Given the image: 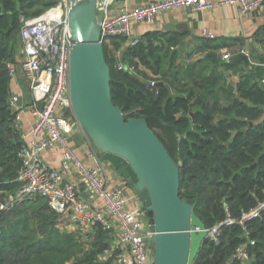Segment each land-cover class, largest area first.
Returning <instances> with one entry per match:
<instances>
[{
  "label": "trees",
  "instance_id": "1",
  "mask_svg": "<svg viewBox=\"0 0 264 264\" xmlns=\"http://www.w3.org/2000/svg\"><path fill=\"white\" fill-rule=\"evenodd\" d=\"M57 2L0 0V199L20 187L21 143L14 127L17 113L7 104L12 93L8 65L18 69L23 62V57L19 59L22 19L41 17ZM255 36L264 43V27ZM156 37L146 35L131 54L159 77L154 87L153 79L138 72L136 64L135 74L119 70L116 45L110 44L111 39L104 43L113 103L126 120L154 117L176 131L180 195L207 229L227 218V208L239 219L264 202V53L253 56L258 63L241 77L235 95L224 89L220 72L233 64L208 58L200 62L199 72L194 65L185 69L179 52H170L179 39H170L164 53V45L154 44ZM68 224L39 196L9 212L0 211V264H114L113 259L100 262L110 245L108 232L93 228L88 236L96 239L88 247V239L62 230ZM241 245L247 248L250 264H264V211L247 223L246 231L238 223L222 228L218 244L207 239L196 264H226Z\"/></svg>",
  "mask_w": 264,
  "mask_h": 264
},
{
  "label": "built area",
  "instance_id": "2",
  "mask_svg": "<svg viewBox=\"0 0 264 264\" xmlns=\"http://www.w3.org/2000/svg\"><path fill=\"white\" fill-rule=\"evenodd\" d=\"M61 3L41 17L24 20L21 29L23 62L20 71L30 87V110L34 125L29 132L20 126L21 96L11 93L7 100L10 110L16 112L15 130L20 136L18 156L21 160L17 181L18 191L8 195L0 204V211L18 206L37 196L47 200L50 208L77 226L101 228L111 237L109 247L102 258L113 259L114 264H154L153 238L150 224L144 227L142 221L148 219L144 207L129 211L128 199L121 190H111L104 178L105 162L97 153L90 157L94 167L85 166L69 145V138L75 126L66 115L71 108L70 99V57L74 46L68 14L73 0H60ZM115 0H98V23L101 29V42L113 38H123L129 47L140 44L132 32V22L153 25L158 16L173 10H187L201 13L215 7L236 6L241 14H253L264 6V0H157L133 9L121 8L115 14L111 9ZM60 10L57 16L50 13ZM203 38L214 40L215 35L208 30ZM225 60L229 56H224ZM11 81L16 80L18 69L8 65ZM119 70L135 74L136 67L119 62ZM154 87L156 82H151ZM42 105V109L39 107ZM76 123H79L76 120ZM80 126V125H79ZM81 127V126H80ZM62 149L60 168L46 163L44 154ZM75 174L78 181L67 180ZM85 186L100 201L96 206L80 193V185ZM213 228L207 229V238L219 243L221 230L225 226L242 225L257 219L264 211V202L255 209L244 212L239 219L231 216ZM254 243L252 242V245ZM250 256L245 245L239 246L235 255L226 264H250ZM196 264V260L192 263Z\"/></svg>",
  "mask_w": 264,
  "mask_h": 264
},
{
  "label": "water",
  "instance_id": "3",
  "mask_svg": "<svg viewBox=\"0 0 264 264\" xmlns=\"http://www.w3.org/2000/svg\"><path fill=\"white\" fill-rule=\"evenodd\" d=\"M73 3L68 20L74 41L69 78L74 116L103 161L130 184L146 209L154 233V264H192L208 239L207 228L180 195L178 135L154 117L126 120L111 95L98 0ZM249 51L231 62L248 67Z\"/></svg>",
  "mask_w": 264,
  "mask_h": 264
},
{
  "label": "crops",
  "instance_id": "4",
  "mask_svg": "<svg viewBox=\"0 0 264 264\" xmlns=\"http://www.w3.org/2000/svg\"><path fill=\"white\" fill-rule=\"evenodd\" d=\"M157 0H115L111 9V14H115L121 8L133 9L142 7ZM132 32L136 38L142 40L149 33L157 34L154 44L157 46L164 45V53L167 52L170 39H179L180 43L177 47L171 46L170 52L178 51L180 55L179 63L183 68L188 69L195 66L194 69L199 72L201 69L200 62L208 58H216L218 62L233 64L232 68H221L224 75L225 90H231L235 95L237 93V85L241 77L246 74L252 65H257L258 61L254 57L263 55L264 43L257 41L256 33L264 27V6L261 10L243 15L236 6L215 7L201 13H193L184 9L173 10L161 14L157 17L153 25L132 22ZM208 30L215 35L214 40L203 38L202 33ZM111 45H116L115 56L118 61L125 64H131L136 67L137 71L146 75L149 79L157 80L149 69L142 64H138L137 60L131 59L132 48L128 46L123 38H113ZM249 48V66L246 67L244 62H231L234 56L243 54ZM163 53V54H164ZM224 56H229L228 60ZM136 64V65H135ZM21 67V66H20ZM20 67H18V76L16 80L11 81V92L21 96L20 104V126L24 132H29L34 125V118L31 114L30 105V87L23 77ZM212 67V66H211ZM264 85V78L261 81ZM222 86V85H221ZM27 103V104H26ZM75 129L69 138V145L77 154L81 162L88 167H94L95 162L90 157L92 153L102 155L94 147L85 131L73 120H70ZM44 160L47 164L54 168H60L62 160V149L57 148L53 152H46ZM105 162V161H104ZM104 178L111 190H121L128 199L127 209L133 211L142 208V204L137 198V194L130 184L124 180L118 172L107 162H105ZM67 180L78 181V176L72 174ZM80 193L86 199H89L94 205L99 206L100 201L94 198L88 188L80 185ZM144 227L149 225V220L142 221ZM69 232L82 231L89 235L93 231L90 227L77 226L76 224H68L65 229Z\"/></svg>",
  "mask_w": 264,
  "mask_h": 264
},
{
  "label": "rangeland",
  "instance_id": "5",
  "mask_svg": "<svg viewBox=\"0 0 264 264\" xmlns=\"http://www.w3.org/2000/svg\"><path fill=\"white\" fill-rule=\"evenodd\" d=\"M61 3V1L60 0H58V2H57V5H56V7H58L59 6V4ZM53 9V8H52ZM50 11V10H49ZM48 12V11H47ZM46 12V13H47ZM45 13V14H46ZM43 16V15H42ZM33 19H35V18H33ZM19 45H20V47H21V49H22V46H21V43H19ZM21 51V55H20V60H22V50H20ZM159 79V77L157 78V80ZM157 80H152L151 82H157ZM27 104V103H26ZM66 115H67V117L69 118V119H71V120H73V121H75L76 122V118H75V116H74V113H73V111H72V108H70V109H68L67 110V112H66ZM6 198V197H5ZM5 198L3 197L2 199H0V204H2V203H4L5 202ZM14 208V207H13ZM13 208H10V209H8V211H6V212H9V211H11ZM5 212V213H6ZM67 232H69L68 230H67ZM71 233V232H70ZM74 233H76L77 235V238L79 237V238H83L84 239V241H87V239H88V241H89V243L87 244V246L89 247L91 244H93L94 243V241H95V235L94 236H88L87 234H85V233H83L82 231H76V232H74ZM112 240V239H111ZM110 240H108V242H109ZM100 262H107V260L106 259H104V258H102V256H100Z\"/></svg>",
  "mask_w": 264,
  "mask_h": 264
},
{
  "label": "bare ground",
  "instance_id": "6",
  "mask_svg": "<svg viewBox=\"0 0 264 264\" xmlns=\"http://www.w3.org/2000/svg\"><path fill=\"white\" fill-rule=\"evenodd\" d=\"M60 10H55L50 13L51 16H57L59 14Z\"/></svg>",
  "mask_w": 264,
  "mask_h": 264
}]
</instances>
